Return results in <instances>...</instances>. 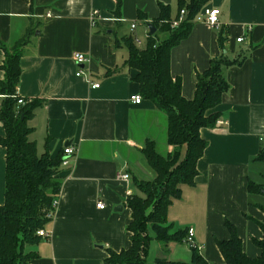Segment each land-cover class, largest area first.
Returning a JSON list of instances; mask_svg holds the SVG:
<instances>
[{"label": "crops", "instance_id": "crops-1", "mask_svg": "<svg viewBox=\"0 0 264 264\" xmlns=\"http://www.w3.org/2000/svg\"><path fill=\"white\" fill-rule=\"evenodd\" d=\"M160 4L169 5L172 18L177 17L178 0H0L2 42L12 46L33 29L17 88L28 103L40 101L28 121L30 140L40 155L48 152L52 158L64 156L67 146L75 148L68 166L60 169L62 190L45 229L49 236L30 249L39 254V264H107L111 251L131 245L127 199L139 193L136 178H155L142 151L149 140L163 155L173 146L167 114L151 100H132L141 95L138 71L124 65L129 51L117 41L131 36L135 43L145 40L140 47L145 48ZM206 7L220 9L219 23L195 21L171 52V73L181 79L183 96L194 98L197 75L212 58L226 53L240 62L225 69L230 88L215 109L221 117L213 128L201 129L207 147L197 163L198 175L172 201L167 218L172 232H194L198 252L210 264H226L218 241L231 238L227 222L235 226L248 256L262 253L256 240L264 236V205L257 195L264 190L257 188L264 183L256 166L264 163L258 159L264 146V0H210ZM95 10L100 16L93 21ZM240 37L244 39L238 42ZM77 52L87 56L84 64L75 60ZM4 60L0 49V81L5 78ZM94 83L100 87L93 88ZM6 154L0 144V208L5 202ZM120 173L130 179H119ZM151 235L149 262L191 264L193 251L186 241L164 246Z\"/></svg>", "mask_w": 264, "mask_h": 264}, {"label": "trees", "instance_id": "trees-1", "mask_svg": "<svg viewBox=\"0 0 264 264\" xmlns=\"http://www.w3.org/2000/svg\"><path fill=\"white\" fill-rule=\"evenodd\" d=\"M209 1L178 0L177 17L181 10L187 12L186 20L178 28L171 26L174 19L171 7L160 4L159 18L150 23L157 31L149 34L145 48L138 47L131 36L117 41L128 48L129 56L124 65L138 71L136 82L140 85L141 96L153 101L167 114L168 142L173 150L163 155L154 141L147 142L142 152L155 178L135 179L139 193L130 195L126 202L132 210V220L128 225L131 245L121 252L111 251L105 260L107 264H149L152 232L164 246L174 241H186L188 237V230L172 232L168 225V209L172 201L182 194L183 186L192 184L198 175L197 163L207 147V142L201 137V129L213 128L219 121L221 114L215 109L230 88L225 69L240 62V58L229 59L226 53L212 58L209 67L198 73L195 96L191 100L182 94L181 79L173 77L172 49L190 34L195 17ZM32 35L33 29L29 28L12 46L0 40V49L5 54L1 67L5 78L0 81V94L3 96L0 120L5 136L0 137V144L7 151L5 202L0 208V264H39L36 262L39 254L28 250V246L41 241L38 232L50 223L52 218L49 215L55 210L54 202L62 190L59 175L63 156L52 158L48 152L40 155L37 143L30 140L33 128L28 121L40 101L26 105L18 103L21 58ZM258 159L264 162V146ZM254 188L251 183L250 189ZM257 189L259 192L264 190L261 186ZM226 225L231 238L218 241L226 264H264V236L262 240H256L261 256L252 258L244 251L235 226L230 222ZM260 226L264 234V224L260 223ZM192 251L191 264H210L198 249L192 248ZM155 263L184 264L166 259H157Z\"/></svg>", "mask_w": 264, "mask_h": 264}, {"label": "built area", "instance_id": "built-area-1", "mask_svg": "<svg viewBox=\"0 0 264 264\" xmlns=\"http://www.w3.org/2000/svg\"><path fill=\"white\" fill-rule=\"evenodd\" d=\"M220 14L221 11L219 8H209V7H204L195 17V21L199 22V21H205L208 22L211 25H217L220 21ZM99 11L95 10L92 13L91 19L93 21H96V19L99 18ZM187 18V12L185 9L181 10L180 14L178 17L174 18L171 21V26L173 28H178ZM132 28H136V24L133 23L132 24ZM243 37H240L237 39L238 42L243 41ZM75 60L77 61L78 64H84L87 61V56L84 53H80L77 52L74 54ZM82 74V71L80 70L78 72V75L80 76ZM93 88H99L100 84L99 83H94L92 84ZM18 103L20 105H26L28 103V101L24 98L18 95ZM132 100L136 103V104H140L143 102V97L141 95H136L132 97ZM261 141H264V137L261 139ZM75 153V148L73 146H67L64 149V156H63V161H62V165L63 166H68L69 164V158L70 156H72ZM119 179L124 180V181H128L130 179V175L128 173H120L119 174ZM59 205V199L55 200L54 202V208L55 210H57ZM98 207L101 209L105 208V204L103 202H99ZM55 210L52 211L50 213V217L52 218L55 214ZM38 235H40L41 237H48L49 234L46 232L45 229H42L38 232ZM186 242L189 244V246L191 248H195V249H199L198 246L196 245L195 241H194V232L190 231L189 235L186 239Z\"/></svg>", "mask_w": 264, "mask_h": 264}, {"label": "rangeland", "instance_id": "rangeland-1", "mask_svg": "<svg viewBox=\"0 0 264 264\" xmlns=\"http://www.w3.org/2000/svg\"><path fill=\"white\" fill-rule=\"evenodd\" d=\"M166 36V35H165ZM164 37V36H162ZM136 43L138 47H142L145 44V40L137 39ZM257 173L260 176V182L264 183V163H258V166H256ZM257 197H259L262 200V205H264V195L263 194H258ZM32 246H28V250L31 249ZM149 264H156L155 262H149Z\"/></svg>", "mask_w": 264, "mask_h": 264}, {"label": "water", "instance_id": "water-1", "mask_svg": "<svg viewBox=\"0 0 264 264\" xmlns=\"http://www.w3.org/2000/svg\"><path fill=\"white\" fill-rule=\"evenodd\" d=\"M149 28H150V34L153 35V34L156 33L157 29L155 28V26H154L153 24H150V25H149ZM66 145H69V143L66 144ZM119 160L122 162V164L124 163L122 159H119ZM118 209H119V210H122V209H123V206H119ZM101 247H103V246H101Z\"/></svg>", "mask_w": 264, "mask_h": 264}]
</instances>
